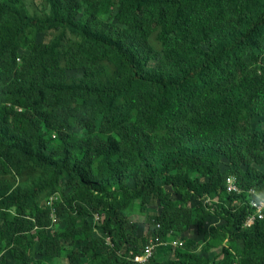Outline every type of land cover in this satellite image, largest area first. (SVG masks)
Returning <instances> with one entry per match:
<instances>
[{
	"label": "trees",
	"instance_id": "16d2710c",
	"mask_svg": "<svg viewBox=\"0 0 264 264\" xmlns=\"http://www.w3.org/2000/svg\"><path fill=\"white\" fill-rule=\"evenodd\" d=\"M24 1L0 0V264H138L154 233L183 246L145 264H264V217L246 226L264 197V0H46L47 18ZM29 28L79 40L21 53Z\"/></svg>",
	"mask_w": 264,
	"mask_h": 264
},
{
	"label": "rangeland",
	"instance_id": "374dc122",
	"mask_svg": "<svg viewBox=\"0 0 264 264\" xmlns=\"http://www.w3.org/2000/svg\"><path fill=\"white\" fill-rule=\"evenodd\" d=\"M85 8V6L82 7V10ZM19 10L23 13L26 17H40V18H47L50 13V5L46 0H25L19 5ZM83 13V11L80 12V14ZM109 13L104 14V19H109ZM111 19V18H110ZM112 21H115L114 18L111 19ZM156 35L154 34L151 38V42L155 47L159 48V43L156 39ZM59 40V45L57 47L58 56H61L67 49L73 45H75L79 38L76 33L71 31H53V30H45L40 31L36 28H29L23 33L19 39L20 44V52L21 53H27L29 47L33 43H43V42H54L55 40ZM68 77L70 79L73 78H79L81 76V72L75 71V70H69L67 72ZM253 127L255 129H262L264 128V120L263 119H255L253 120ZM261 170L264 171V165L259 167ZM41 173V170L36 167L35 165H29L27 168H25L23 171L19 172L15 176V181L23 183L25 181H30L34 179L37 175ZM66 194L70 193L69 188L63 189ZM169 190V189H168ZM62 191V190H61ZM191 206H197V202L193 201L191 203ZM159 211V204L154 203L152 206H150L145 213L140 212L138 209H136L132 215V219L139 224V230L138 235H147V225H146V218L147 216L154 214ZM215 221H217L216 217H208L207 219V225L213 224ZM52 228H48L51 232L52 230H60L61 228H64V223L62 219L59 223L56 225L54 224L51 226ZM152 236H155V233L152 234ZM151 236V237H152ZM193 237L197 240L199 244V248L202 247L200 244L202 243V236L197 234L196 228L191 227L189 231L186 233V237ZM149 243V241H148ZM147 243V244H148ZM34 254L36 255V258L40 257L39 252L37 251V245L34 246ZM199 254H202L203 251H197ZM155 253L157 256H159V260L163 261L172 256V252L169 248V246H158L155 248ZM84 264L87 263L86 259H83ZM60 264H66L65 261H61Z\"/></svg>",
	"mask_w": 264,
	"mask_h": 264
},
{
	"label": "built area",
	"instance_id": "2783aa9c",
	"mask_svg": "<svg viewBox=\"0 0 264 264\" xmlns=\"http://www.w3.org/2000/svg\"><path fill=\"white\" fill-rule=\"evenodd\" d=\"M227 190L228 192H239V187L237 186L235 182L234 177H230L227 179ZM250 194L256 195V199H252L249 202L250 207L253 210V214H251L246 222V226H251L256 219H262L264 217V197L257 195L255 190H250ZM58 194H54L49 202L48 205L52 206L51 207V217L53 222L57 221V214H56V209L53 207V203L58 200ZM99 217L95 215L94 220L97 221ZM158 227H160L158 225ZM109 240V238H108ZM149 243L144 247L142 252L140 253H133L129 252L127 258L131 259L133 262H136L138 264H145L148 262V260L155 254V248L158 246H172L174 248L176 247H182L183 246V240L174 236H168L167 241H161L158 239L156 236H152L149 238Z\"/></svg>",
	"mask_w": 264,
	"mask_h": 264
},
{
	"label": "clouds",
	"instance_id": "9594fccd",
	"mask_svg": "<svg viewBox=\"0 0 264 264\" xmlns=\"http://www.w3.org/2000/svg\"><path fill=\"white\" fill-rule=\"evenodd\" d=\"M52 196H53V195H52ZM52 196H51V197H52ZM51 197H50V198H51ZM50 198H49V200H50ZM49 200L46 202V204H47V206H49V207L51 208L52 206L48 205ZM57 201H58V200H57ZM54 203H55V202H54ZM54 203H53V207H54ZM54 208H55V207H54ZM55 209H56V208H55ZM96 215H97V214H96ZM97 216H98V215H97ZM98 217H99V219H98L97 221H95V223L101 221V217H100V216H98ZM51 218H52V217H51ZM94 218H95V215H94ZM95 231H97V230L95 229ZM108 238H109V240H108ZM106 240H108L107 242H110L111 239H110V237H106ZM146 245H147V244H146ZM146 245H145V246H146Z\"/></svg>",
	"mask_w": 264,
	"mask_h": 264
}]
</instances>
